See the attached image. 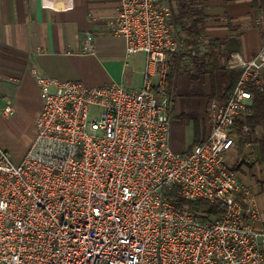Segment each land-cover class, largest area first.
I'll return each instance as SVG.
<instances>
[{
  "label": "built area",
  "instance_id": "2783aa9c",
  "mask_svg": "<svg viewBox=\"0 0 264 264\" xmlns=\"http://www.w3.org/2000/svg\"><path fill=\"white\" fill-rule=\"evenodd\" d=\"M167 0H121L106 28L145 56L140 87L88 86L33 69L43 107L19 163L0 145V264H264L260 211L228 154L247 132L252 86L262 84L264 43L249 60L232 54L241 75L226 103L211 100L202 142L171 145L165 85L172 56L188 49L171 26ZM0 113H14L10 105ZM178 186L215 213L172 202Z\"/></svg>",
  "mask_w": 264,
  "mask_h": 264
},
{
  "label": "crops",
  "instance_id": "0c3cea01",
  "mask_svg": "<svg viewBox=\"0 0 264 264\" xmlns=\"http://www.w3.org/2000/svg\"><path fill=\"white\" fill-rule=\"evenodd\" d=\"M167 1L173 9L174 34L186 47L196 45L201 55H206L215 43L217 52L233 48L230 56L249 60L264 43L262 17L257 15L253 0ZM183 1L190 5L186 20L178 18ZM120 3L121 0H0V109L10 105L14 111L11 115L0 113V145L6 151L9 140L17 136L27 135L28 146L34 138L35 119L43 107L34 68L60 81L79 80L88 86L119 81L133 88L141 86L145 56L126 55L124 38L106 28ZM234 36L237 41L228 45ZM184 66L189 71L179 74L169 94L171 145L176 152L196 145V119L200 122V141L209 128L210 74L196 78L192 76V64ZM27 149L11 156L13 161L19 163ZM237 151L240 156L233 160L231 155ZM228 159L260 211L256 227L264 228V162H259L249 148L242 152L233 148Z\"/></svg>",
  "mask_w": 264,
  "mask_h": 264
},
{
  "label": "trees",
  "instance_id": "16d2710c",
  "mask_svg": "<svg viewBox=\"0 0 264 264\" xmlns=\"http://www.w3.org/2000/svg\"><path fill=\"white\" fill-rule=\"evenodd\" d=\"M256 13L262 17V27L264 29V0H253ZM190 5L183 1L180 3V10L178 18L183 17L184 20L189 18ZM186 18V19H185ZM181 24L183 23L180 20ZM264 34V31H263ZM237 37H231L229 43H235ZM190 45V44H188ZM239 46V45H237ZM191 47L197 50L196 45L191 44ZM228 49V48H227ZM231 48L226 53H219L216 51L215 43L211 44V47L206 55L199 54L193 58V77H199L203 73L210 74L211 77V92L209 94V100H217L220 103H226L229 99L236 83L238 82L241 69L230 68L228 66V59L230 57ZM189 53L188 49L183 52L175 53L172 56V63L170 72L167 77L165 91L171 94L175 89L177 77L179 74L185 71H189V67L181 64L184 54ZM191 70V69H190ZM253 100H252V114L246 119V123L249 127L247 132L239 131L237 137V148L242 152V149L249 148L251 153L255 154L259 162H264V80L259 86H252ZM195 125V140L196 144L200 141V122L196 119ZM168 198L176 203L178 206H188L193 210H204L207 213H215L217 205L207 200L190 201L183 197L179 191V187L176 186L167 192Z\"/></svg>",
  "mask_w": 264,
  "mask_h": 264
},
{
  "label": "rangeland",
  "instance_id": "374dc122",
  "mask_svg": "<svg viewBox=\"0 0 264 264\" xmlns=\"http://www.w3.org/2000/svg\"><path fill=\"white\" fill-rule=\"evenodd\" d=\"M210 112V109H209ZM210 118H211V112H210V116H209V122H210ZM9 122H12V119L9 120ZM10 144H9V149L8 152L10 153V155L13 157L14 155H17L18 152H22L25 149L29 148V146L27 145L28 142V136L27 135H23V136H17L14 139L9 140ZM28 150V149H27ZM238 153H234L232 156V159L234 160L236 158V156H240L239 151H237Z\"/></svg>",
  "mask_w": 264,
  "mask_h": 264
}]
</instances>
